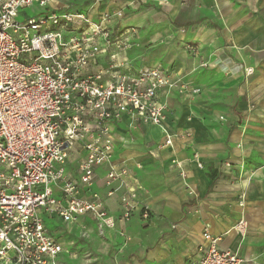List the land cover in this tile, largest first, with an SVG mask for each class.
<instances>
[{"label": "crops", "instance_id": "obj_1", "mask_svg": "<svg viewBox=\"0 0 264 264\" xmlns=\"http://www.w3.org/2000/svg\"><path fill=\"white\" fill-rule=\"evenodd\" d=\"M151 1L92 0L80 9L95 19L122 11L111 25L138 30L137 45L121 56L136 70L162 65L188 86L185 92L179 86L159 90L168 130L175 133L172 146L164 145L160 126L129 113L112 124V160L131 170L151 216L143 219L138 209L128 222L118 219L119 194L106 197L108 166L103 165L82 195L99 191L116 225L101 227L91 215L65 222L43 214L63 246L58 260L190 264L201 257L208 229L222 237V248L239 252L244 264H264V0H167L156 6ZM59 4L54 0L49 9L61 11ZM247 68L253 73L246 74ZM79 150H71L65 164L66 175L75 179ZM241 218L247 220L246 233L238 228ZM60 222L91 235L92 261L58 235Z\"/></svg>", "mask_w": 264, "mask_h": 264}, {"label": "built area", "instance_id": "obj_2", "mask_svg": "<svg viewBox=\"0 0 264 264\" xmlns=\"http://www.w3.org/2000/svg\"><path fill=\"white\" fill-rule=\"evenodd\" d=\"M52 1L0 0V264H63L58 260L63 246L43 214L65 222L91 215L101 227H114L117 218L100 192L82 195L103 165L106 197L119 194L118 219L128 222L138 209L143 219L150 218L149 204L138 198L142 186L129 168L112 160V124L129 113L160 126L164 145L172 146L175 133L168 130L159 90H188L162 65L136 70L121 56L137 34L133 26L111 25L122 11L95 19L85 10H51ZM35 3L45 10L25 12L26 19L18 20L20 9ZM253 71L247 68L246 74ZM76 148L83 153L79 179L65 172ZM238 228L247 232L245 218ZM203 237L201 257L190 264L245 263L239 252L220 246L221 236L205 229Z\"/></svg>", "mask_w": 264, "mask_h": 264}, {"label": "rangeland", "instance_id": "obj_3", "mask_svg": "<svg viewBox=\"0 0 264 264\" xmlns=\"http://www.w3.org/2000/svg\"><path fill=\"white\" fill-rule=\"evenodd\" d=\"M92 0H56V2L60 3L61 6H63L64 8L61 10H66V11H78L81 8H84V6L88 5L89 3H91ZM136 2H142V0H135ZM167 0H152L151 4H153L154 6H156L157 3L163 5L165 4ZM186 0H184L185 2ZM145 2V0H144ZM59 4V6H60ZM63 4V5H62ZM149 5V3L147 4V6ZM150 6V5H149ZM45 9L42 7H39L37 3H35L32 6H28V7H23L20 9V13H19V18L18 20L23 21L26 19V15L25 12H27L29 14V16L35 15L41 11H44ZM138 30V29H136ZM137 43L135 44V42L132 45V49L134 48V46H136ZM130 51V49H128V52ZM57 233L58 235H60L61 238L65 239L67 242L71 243L74 245V248L78 250V255L79 256H86V258H90V261H92L93 259V239L91 237L90 234L88 233H79L75 228H72L71 226H68V224H65L64 222H60L58 225V229H57Z\"/></svg>", "mask_w": 264, "mask_h": 264}]
</instances>
